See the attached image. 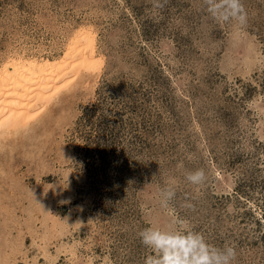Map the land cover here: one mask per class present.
<instances>
[{"label":"rangeland","instance_id":"1","mask_svg":"<svg viewBox=\"0 0 264 264\" xmlns=\"http://www.w3.org/2000/svg\"><path fill=\"white\" fill-rule=\"evenodd\" d=\"M243 3L234 31L200 0H0V68L56 66L81 28L101 64L0 136V264H143L169 211L264 264V0Z\"/></svg>","mask_w":264,"mask_h":264},{"label":"clouds","instance_id":"2","mask_svg":"<svg viewBox=\"0 0 264 264\" xmlns=\"http://www.w3.org/2000/svg\"><path fill=\"white\" fill-rule=\"evenodd\" d=\"M153 6L162 9L167 0H152ZM201 8L217 24H230L234 31H242L248 23V12L243 0H200ZM184 179L197 188L207 179L203 168L184 173ZM175 181L158 190L159 204L169 209V202L176 196ZM192 208L191 203L183 205ZM142 245L150 250L143 264H235L236 247L225 244L217 247L209 244L204 235L193 230L186 220L173 212L162 224H151L137 232Z\"/></svg>","mask_w":264,"mask_h":264},{"label":"bare ground","instance_id":"3","mask_svg":"<svg viewBox=\"0 0 264 264\" xmlns=\"http://www.w3.org/2000/svg\"><path fill=\"white\" fill-rule=\"evenodd\" d=\"M92 41L89 30L81 28L56 66L13 59L0 68V136L27 127L38 118L80 70L91 71L101 66L93 57Z\"/></svg>","mask_w":264,"mask_h":264}]
</instances>
